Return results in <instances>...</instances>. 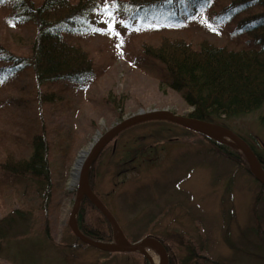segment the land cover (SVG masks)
Masks as SVG:
<instances>
[{
    "label": "rangeland",
    "instance_id": "rangeland-1",
    "mask_svg": "<svg viewBox=\"0 0 264 264\" xmlns=\"http://www.w3.org/2000/svg\"><path fill=\"white\" fill-rule=\"evenodd\" d=\"M162 6L142 9L131 28L122 30L113 19L112 28L101 27V9L110 7L126 15L132 7L104 1L98 22L90 26L105 31L95 28L92 33L90 29L74 41L93 58V70L72 84L40 88L30 70L10 80L5 78L8 69L0 72V105L4 106L0 132L6 135L15 129L8 123L14 119L9 102L17 99L19 90L26 98L37 89L39 94H52L41 108L37 98L27 102L30 108L41 110L49 136L50 188L22 180L6 182L0 189V219L15 210L25 216L12 225L21 233L12 240L14 234L10 235V245L0 248V264H160L158 251L150 246L143 254L106 253L84 245L67 222L76 196V188L68 185L70 170L97 133L140 110L168 109L181 116L191 111L176 93L159 84L161 64L141 55L142 45L157 43L161 37L193 43L219 41L229 34L212 13L197 11L187 1L182 0L178 11L170 10L168 3ZM34 32L0 11V42L6 37L10 46L24 52L31 47ZM220 125L264 153V104ZM216 142L233 154L239 152L227 139ZM2 143L12 144L0 141V147ZM94 171V192L123 235L130 242L144 237L162 241L170 264H192L187 257L196 247L201 257L209 259L202 264H264V244L256 235L254 220L256 216L264 231V191L243 157L239 163L226 159L197 134L175 124L149 122L111 142L95 160ZM93 217L88 212L83 223H93Z\"/></svg>",
    "mask_w": 264,
    "mask_h": 264
},
{
    "label": "trees",
    "instance_id": "trees-1",
    "mask_svg": "<svg viewBox=\"0 0 264 264\" xmlns=\"http://www.w3.org/2000/svg\"><path fill=\"white\" fill-rule=\"evenodd\" d=\"M104 1L106 0L103 3L102 0H0V11L8 16V20L17 21L20 26H28L35 31L32 42L30 41V51L23 49L26 51L22 52V49L10 46L6 37L3 38L5 40L0 42V72L8 69L5 78L10 80L30 70L39 81L40 88H47L52 83L72 84L91 73L93 58L74 41L90 29L92 33L95 28L104 29L90 26L91 23L98 22L101 16L98 13L99 6H103ZM116 1L132 9L126 15V11L121 15L110 7H106L108 11L102 8V24L98 22L101 27L104 24V27L112 28L110 21L113 19L114 24L122 30L128 29L135 19H139V12L144 8L154 5L161 8L168 3L170 10L173 8L178 11L182 4V0ZM183 1L191 3L192 8L197 11L202 9L206 13H212L218 23L225 25L229 34L219 41L201 39L193 43L185 39L161 37L157 43L143 44L141 55L161 64V71L157 75L159 84L176 93L191 108L187 117L208 123L220 125L222 120L237 118L259 109L264 104V0ZM35 91L33 97L26 98L22 90H19L17 99L9 102L14 108V119L8 123H13L15 129L11 128L9 135L4 131L0 132V141L9 140L12 143L8 147L6 143H2L0 147V189L6 182L11 184L22 180H34L44 189L50 188L46 160L49 136L44 128L41 110L38 109L49 101L52 94H39L38 89ZM36 98L40 107L30 108L27 102ZM3 108L0 105V111ZM188 131L207 140L220 156L241 162L243 156L240 152L233 154L213 138ZM244 141L253 150L264 171L263 151H257ZM95 160L87 174L92 191ZM247 170L251 174L248 165ZM260 189L264 191L261 185ZM88 212L94 216V225L83 223ZM24 217L21 210H15L0 219V248L8 246L10 235L14 234L10 238L12 240L21 233L19 229L13 230L12 225L16 224V220L22 222ZM254 217L256 235L264 244V231L258 218ZM76 219L79 230L88 238L103 243L113 241L108 221L85 195L81 199ZM204 260L209 259L201 257L197 247L192 248L187 257V261L192 264H202Z\"/></svg>",
    "mask_w": 264,
    "mask_h": 264
},
{
    "label": "water",
    "instance_id": "water-1",
    "mask_svg": "<svg viewBox=\"0 0 264 264\" xmlns=\"http://www.w3.org/2000/svg\"><path fill=\"white\" fill-rule=\"evenodd\" d=\"M154 121H162L175 124L187 130L197 132L215 140L227 139L229 143H231V145H233L237 150L240 151L249 167L251 174L253 175L255 180L263 187L264 171L250 146L228 128L187 116L177 115L168 109L140 110L136 114H133L115 123L102 134L97 133V136L88 145L86 150L87 152H85V156L79 163L78 167L75 168V165L77 163V160H75L70 170V179L68 185L76 188V196L74 198L72 209L67 222L69 229L81 243L103 252L132 253L141 252L143 249L149 246L153 247L158 251L160 255V264H168V255L166 249L159 240L153 237H144L136 242H130L125 238L112 214L90 189L87 180L88 170L92 162L99 155V153L119 134L133 126ZM208 129L220 133L223 137L221 136L222 138H218L214 135L209 134L208 132H206V130ZM84 195L89 198V200L108 221L112 231L113 242L103 243L94 241L85 236L79 230L77 226L76 216L81 199Z\"/></svg>",
    "mask_w": 264,
    "mask_h": 264
},
{
    "label": "bare ground",
    "instance_id": "bare-ground-1",
    "mask_svg": "<svg viewBox=\"0 0 264 264\" xmlns=\"http://www.w3.org/2000/svg\"><path fill=\"white\" fill-rule=\"evenodd\" d=\"M221 126V125H220ZM224 127V126H223ZM230 130V129H229ZM232 131V130H231ZM206 132H208L209 134H211V135H214V136H216V137H218V138H222L223 136L220 134V133H218V132H216V131H214V130H210V129H208V130H206ZM233 132V131H232ZM222 136V137H221ZM87 149H84V150H82V152L79 154V157H78V159H77V163H76V165H75V168H77L78 167V165H79V163L82 161V159L84 158V156H85V152H87L86 151ZM141 252H143L144 254H146L145 252H144V249L141 251ZM146 256H148V255H146ZM157 264H159V263H157Z\"/></svg>",
    "mask_w": 264,
    "mask_h": 264
},
{
    "label": "snow or ice",
    "instance_id": "snow-or-ice-1",
    "mask_svg": "<svg viewBox=\"0 0 264 264\" xmlns=\"http://www.w3.org/2000/svg\"><path fill=\"white\" fill-rule=\"evenodd\" d=\"M3 81H0V83H2Z\"/></svg>",
    "mask_w": 264,
    "mask_h": 264
}]
</instances>
